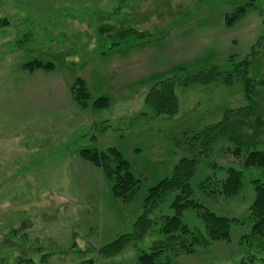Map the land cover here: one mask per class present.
<instances>
[{
    "label": "rangeland",
    "instance_id": "374dc122",
    "mask_svg": "<svg viewBox=\"0 0 264 264\" xmlns=\"http://www.w3.org/2000/svg\"><path fill=\"white\" fill-rule=\"evenodd\" d=\"M248 2L0 0V20L8 21L0 27V112L11 116V127L0 118V264H8L11 257L14 262L17 255L32 259L31 264H85L88 260L136 264L137 253L150 249L155 234L113 257H98L96 249L132 231L148 189L168 177L180 158H200L198 151L186 150L191 134L220 120L225 110L246 104L240 79L229 86L220 80L176 85L178 112L170 119L153 118L145 96L165 78L190 76L211 67L226 72L244 60L256 41H264V0ZM239 6L244 10L229 20ZM120 28L151 36L112 37ZM115 43L122 45L113 48ZM34 60L51 61L54 68L49 72L22 68ZM25 77L36 85L53 82L58 89H14ZM78 79L88 93L85 106L72 96ZM26 94L31 104L19 107L17 100L26 103ZM100 97L108 99L109 107L92 106ZM47 98L49 106L37 105ZM69 109L77 117L52 119L46 129H42L45 121L35 118ZM141 113L146 114V122L137 124ZM63 126L73 133H62L56 148L42 152L47 142L43 136ZM108 147L117 148L141 180L129 202L115 198L102 170L79 155L83 148ZM258 148L264 150V145ZM231 150L229 142L218 139L209 157L199 159L191 185L194 198L210 211L245 219L254 199L251 181L259 178L264 183V171L244 168L242 155L234 156ZM229 167L243 173L244 184L237 195L226 199L200 189L198 185L206 179L210 187H220ZM175 193H168L151 217L171 215L169 205ZM182 219L203 232V222L192 209L184 210ZM249 230V223L233 224L229 241L212 242L169 264H234L247 256H254L255 264H264L260 261L263 247H246L239 241ZM73 233L77 251L71 250Z\"/></svg>",
    "mask_w": 264,
    "mask_h": 264
},
{
    "label": "trees",
    "instance_id": "16d2710c",
    "mask_svg": "<svg viewBox=\"0 0 264 264\" xmlns=\"http://www.w3.org/2000/svg\"><path fill=\"white\" fill-rule=\"evenodd\" d=\"M252 2L253 0H249L248 5H252ZM243 10L242 6L237 7L234 13L228 16L229 20ZM7 23V20H0V27ZM115 34L122 39L128 34H134L135 37L142 39L151 36L131 28H120L111 36L113 37ZM121 45L115 43L113 48L117 47L118 49ZM22 68L29 72L35 70L49 72L53 70L54 64L51 61L34 60L27 62ZM263 73L264 41L259 39L250 48L248 56L235 65L232 70L222 72L217 67H211L190 76L177 75L157 81L147 92L145 103L152 110L153 118L170 119L178 112L176 85H206L220 80L223 85L229 86L240 79L246 104L225 110L219 121L208 124L191 134L188 137L190 143L186 150L190 153L198 151L199 157L205 159L209 157L212 145L218 139L224 138L232 146L231 153L234 156L242 155L244 168L255 167L264 171V150L258 148L260 145H264ZM178 74L180 73L178 72ZM71 92L76 103L82 106L87 104L88 93L82 80L75 81ZM92 106L97 109L107 108L109 101L106 97H100L92 102ZM138 116H140L138 117L139 120H136L135 123L146 122L143 119L146 118V114L141 113ZM185 136L187 137L186 134ZM79 155L82 159L102 170L111 182V189L115 198L122 202H129L132 199L133 194L140 187L141 180L132 173L130 163L117 148H83L79 151ZM200 158L194 155L180 158L168 177L159 180L148 189L143 201L142 212L135 219L132 231L120 234L113 241L99 246L96 249V256L113 257L121 253L128 245L142 241L148 235L153 236L155 234L156 238L151 242L150 249L137 253L136 264H169L176 257L192 255L198 252V249L205 248L212 242L229 241L231 226L245 223L250 224V230L241 235L240 243L246 247L254 244L264 248V183L259 178L251 181L254 199L248 208V215L245 219L217 215L194 198L191 179L196 171L197 163L201 160ZM226 172L227 176L221 181L220 187L216 189L210 187L208 179L202 181L198 186L206 194H219L226 199L232 198L243 187V173L233 167L226 169ZM170 192H176L169 205L173 213L151 217L156 206ZM186 209H192L203 222V232L191 228L183 221L182 214ZM73 234L71 250L77 251L75 249V233ZM12 259L11 257V261H13ZM255 261L254 256H247L234 264H255ZM260 261L264 263V257L260 258ZM92 262V260H88L83 263L92 264ZM31 263L32 259L17 255L11 264ZM2 264H5L4 261Z\"/></svg>",
    "mask_w": 264,
    "mask_h": 264
},
{
    "label": "crops",
    "instance_id": "0c3cea01",
    "mask_svg": "<svg viewBox=\"0 0 264 264\" xmlns=\"http://www.w3.org/2000/svg\"><path fill=\"white\" fill-rule=\"evenodd\" d=\"M26 79H24V78H22V79H20L19 81L20 82H17V83H15L16 85L14 86L15 88L14 89H16V90H18V89H22V88H24V89H27V87H28V90H31V89H36V88H34V86H40V87H38V89H41V88H47V89H49V91H52V90H56V89H58V86L57 85H55L53 82H49V81H44L45 82V84L44 83H42V85H36V84H34V82L32 83V82H28V79H27V77H25ZM38 84V83H37ZM211 84V83H210ZM26 103H24V101L22 100V99H20V100H17L18 102H20V104H19V107H21V106H24L25 108H27L29 105L28 104H31V101H29V97L27 96V94H26ZM50 98H47L44 102L43 101H41V102H39L37 105L38 106H41V107H44V106H49V104L48 103H46V102H51V99L49 100ZM53 101V100H52ZM4 104H6V103H4ZM52 104H54V103H51L50 105H52ZM3 111L4 110H2V113H3ZM35 113V112H34ZM49 113V112H48ZM47 112H46V116H39V117H35V118H37L39 121H45V122H43V125H42V129H46L47 127H48V123H51L50 122V120H52V119H54L55 121H61V120H65V118H64V116L65 117H67V119H69V118H75V117H77V115L75 114V112L73 111V110H70L69 109V111H68V113H63V112H59V110H57V112H55L54 114L52 113V114H48ZM58 113V114H57ZM2 116L4 117V123L5 122H7V124L8 125H10V123H11V116L10 117H8L7 115H1V112H0V118L2 119ZM32 117H34L33 116V114H32V116L30 117V118H32ZM29 118V119H30ZM66 119V120H67ZM219 120V119H218ZM217 120V121H218ZM69 122V121H68ZM61 123V122H60ZM8 125H5V127L7 128H9V126ZM75 126L76 125H74V131H75ZM10 127H11V125H10ZM59 129V128H58ZM72 128H66V127H60V129L59 130H57L56 131V133H53V129L52 130H50V134L49 135H45V136H43V137H46L47 138V142H46V146H43V147H41V150H42V152H48L50 149L52 150V149H54V148H56L55 146L56 145H58V142H59V140H60V137L62 136V133H64V135H69V134H71V133H73L72 132V130H73ZM57 139H58V142H57V144H56V141H57ZM48 154V153H47ZM43 158H46L44 155H43ZM79 158V157H78ZM79 163L81 162V161H78ZM11 163H14V161H12V162H10V164ZM82 164V163H81ZM15 165H16V163H15ZM14 165V166H15ZM14 214V213H13ZM16 232H14L13 234H15ZM0 241H2V239H0ZM12 245V248H14L15 247V245H16V241H14L13 243H11ZM10 246V247H11Z\"/></svg>",
    "mask_w": 264,
    "mask_h": 264
}]
</instances>
